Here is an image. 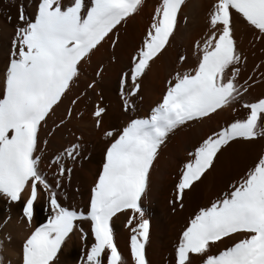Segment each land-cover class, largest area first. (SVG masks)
<instances>
[{
	"label": "snow or ice",
	"instance_id": "snow-or-ice-1",
	"mask_svg": "<svg viewBox=\"0 0 264 264\" xmlns=\"http://www.w3.org/2000/svg\"><path fill=\"white\" fill-rule=\"evenodd\" d=\"M143 3L36 0L31 17L25 15L23 4L17 8V26L0 73V198L7 204H22L20 215L31 225L42 192L46 212L44 222L22 241L20 264H57L63 243L74 231H79L82 245L76 264H129L115 244L112 228L113 218L128 212L124 227L130 231L131 264H147L150 221L140 201L161 146L174 130L240 102L246 92L238 82L243 60L233 35V17L254 30L253 39L264 41V0H213L207 13V32L193 44L195 67L178 70L166 82L159 102L146 118H129L115 133L104 132L111 142L91 186L86 212L62 206L57 196L61 179L70 178V165L77 163L80 145L72 144L49 157L53 187L40 167L41 145H47L41 131L48 129L49 120L83 74L82 67L92 53L107 40L115 47L118 35L113 33L137 15ZM184 3L158 0L127 70L119 77L125 113L135 110L140 79L170 43ZM178 59L183 62L185 56ZM95 83H88L86 89H94ZM79 95L84 97L87 91ZM77 103V99L71 101ZM240 106L246 113L243 118L221 126L187 152L170 204L183 207L184 192L211 170L231 143L264 138V97ZM105 112L97 104L91 113L97 129ZM71 115L69 108L58 123L53 120L48 136ZM230 189L188 220L173 246L171 264H193V257L199 258V264H264V152ZM78 221L87 222L88 231ZM224 238L232 241L230 245L222 246ZM213 247L217 251L213 252Z\"/></svg>",
	"mask_w": 264,
	"mask_h": 264
},
{
	"label": "bare ground",
	"instance_id": "bare-ground-1",
	"mask_svg": "<svg viewBox=\"0 0 264 264\" xmlns=\"http://www.w3.org/2000/svg\"><path fill=\"white\" fill-rule=\"evenodd\" d=\"M35 2L36 0H0V73L5 69L10 39L17 26V8L23 4L25 15L31 17ZM212 2L213 0H185L170 43L162 50V54H158V58L150 62L151 67L140 79L139 95L134 100V111L129 110L127 113L123 111L119 98V77L127 70L130 57L140 44L158 0H144L138 14L129 18L126 24L118 26V32L113 33L118 35L115 47H112L111 40H107L92 53L90 61L82 67L83 74L56 109L54 117L49 120L48 129L42 130L40 134L42 141L47 139L46 147L41 145L43 159L40 167L42 174L53 187L55 180L48 167L49 157L72 144L80 145L78 161L70 165L72 167L70 178L66 175L61 179V188L57 196L62 206L86 212L91 186L102 165L104 150L111 142V138L104 137V132L112 130L115 133L129 118H146L151 108L159 102L166 82L178 70L183 72L195 67L197 56L193 54V44L197 40H202L207 32V13ZM233 24L236 46L243 60L239 65L238 82L246 88V92L243 93L240 102L217 110L200 122L174 130L161 146L159 156L151 170L147 191L140 201L146 218L150 221L149 239L146 244L147 264H171L173 246L188 220L200 208L210 206L214 200L222 198L229 192L230 185L238 182L264 152V138L231 143L219 154L211 170L207 171L191 190L184 192L183 207L169 203L174 199V185L180 167L188 159L187 152L191 151L202 138L218 131L221 126H226L233 119L243 118L246 113L240 106L241 103L254 102L264 97V41L253 39L254 30L245 26L244 22L235 16ZM179 55L185 56L183 62L179 61ZM98 70L99 76L96 75ZM93 80L96 81L94 89H86V85ZM85 91L87 95L81 97L79 94ZM73 99H77L78 103L72 105ZM97 104L106 109L99 129L96 128L91 115ZM69 108L72 110L71 118L56 128L53 135L48 136V131H53V120L58 123L65 117ZM21 207L22 204H7L0 198V264H20L22 241L34 227L46 219L42 192L38 195L35 204L37 213L31 225L20 215ZM128 214L131 213H118L113 218L112 228L119 252L131 264L128 249L130 231L124 227ZM77 223L88 231L87 222ZM79 235V231L69 234L58 253L57 264H76L82 246ZM231 242L224 238L222 246H228ZM212 251H217V248L213 247ZM192 259L193 264H199V258Z\"/></svg>",
	"mask_w": 264,
	"mask_h": 264
}]
</instances>
